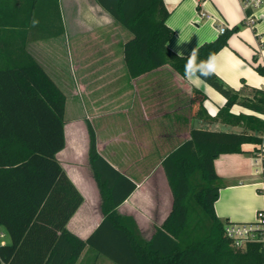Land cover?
<instances>
[{
  "label": "trees",
  "instance_id": "16d2710c",
  "mask_svg": "<svg viewBox=\"0 0 264 264\" xmlns=\"http://www.w3.org/2000/svg\"><path fill=\"white\" fill-rule=\"evenodd\" d=\"M95 1L132 35L122 46L129 77L165 65L186 76L188 55L177 56L166 47L174 33L165 25L169 12L162 0ZM39 6V0H0V227L10 241L0 245V264H77L85 248L113 264H264L263 231L237 248L224 233L229 222L214 213L223 187L214 161L224 154H243L244 144L261 145L264 135L263 120L235 116L229 109L238 105L264 115V90L243 95L214 74L197 77L226 99L215 120L243 131L192 129L189 139L162 160L172 208L151 239L141 237L132 217L116 212L135 185L98 154L89 121V160L103 219L86 240L66 229L82 197L55 157L65 144V95L26 49V28ZM242 25L198 47L199 58L216 54ZM256 71L264 75V68ZM203 98L196 99L195 118L208 121L201 111Z\"/></svg>",
  "mask_w": 264,
  "mask_h": 264
},
{
  "label": "crops",
  "instance_id": "0c3cea01",
  "mask_svg": "<svg viewBox=\"0 0 264 264\" xmlns=\"http://www.w3.org/2000/svg\"><path fill=\"white\" fill-rule=\"evenodd\" d=\"M246 1L162 0L169 12L165 25L174 33L166 47L177 56H187L217 39L221 26L230 31L243 24L214 54L218 62L214 75L243 95L251 89L264 90V75L256 71L264 68V4L247 16ZM39 4L37 22L34 18L26 28V49L35 60L43 52L49 73L36 61L61 91H70L79 110L78 116L68 122L64 119L65 144L55 156L82 197L66 229L86 240L103 219L102 198L89 160V121L98 154L135 185L116 212L132 217L141 237L148 241L172 208L162 160L189 139L192 129L234 133L243 129L215 120L226 99L197 76L182 77L165 65L129 77L122 46L132 35L95 0H39ZM36 31L43 34L36 36ZM53 53L61 54V68L54 65ZM199 96L204 97L201 111L208 121L195 118ZM229 113L264 121V115L238 105ZM241 149L243 154H224L214 161L223 183L214 213L222 222L252 223L258 211L264 210V192L259 189L264 183V135L261 145L244 144ZM0 234V245L9 244L4 229ZM98 261L99 257L85 248L77 264Z\"/></svg>",
  "mask_w": 264,
  "mask_h": 264
},
{
  "label": "built area",
  "instance_id": "2783aa9c",
  "mask_svg": "<svg viewBox=\"0 0 264 264\" xmlns=\"http://www.w3.org/2000/svg\"><path fill=\"white\" fill-rule=\"evenodd\" d=\"M264 4V0H247L245 8L254 9L259 5ZM226 31L225 26L219 28V32L223 34ZM264 192V183L260 184L259 188ZM262 230L264 233V210L258 211L253 223H234L229 222L224 225L225 236L230 239L236 247L244 244L247 241H255L258 238L257 231ZM2 237V234H0Z\"/></svg>",
  "mask_w": 264,
  "mask_h": 264
},
{
  "label": "clouds",
  "instance_id": "9594fccd",
  "mask_svg": "<svg viewBox=\"0 0 264 264\" xmlns=\"http://www.w3.org/2000/svg\"><path fill=\"white\" fill-rule=\"evenodd\" d=\"M217 68L218 62L215 55L210 54L206 59L201 60L198 51L192 50L185 64V75L209 78L217 71Z\"/></svg>",
  "mask_w": 264,
  "mask_h": 264
},
{
  "label": "rangeland",
  "instance_id": "374dc122",
  "mask_svg": "<svg viewBox=\"0 0 264 264\" xmlns=\"http://www.w3.org/2000/svg\"><path fill=\"white\" fill-rule=\"evenodd\" d=\"M37 19H38V17H36V22H37ZM43 34V32L41 31V32H39V31H36L35 32V35L37 36H39V35H42ZM33 48H29V50H30V52L31 53H33V51L34 50H32ZM32 50V51H31ZM43 53V52H42ZM42 53H40L39 52V54L41 55ZM54 54V53H53ZM38 56V55H36L35 56V58H36V60L39 62V63H41L42 65H43V67L45 68V70H47L48 71V73H49V69H51L50 68V66H49V62H48V59L46 58V56H44L43 54H42V56ZM60 55L61 54H54V55H52L53 56V58H54V65L57 63V66H60V68H61V66H62V64H61V62H62V60H60ZM61 61V62H60ZM53 65V66H54ZM56 66V65H55ZM64 76H66V78H67V75H66V73L64 72ZM59 85V84H58ZM63 92H64V94L67 96V102H66V106H65V115H64V119L68 122L71 118H74L75 116H78V114H79V110H77L76 111V109H75V105H74V103H72V100H71V97H70V91H68V89H64V90H62ZM0 230H3V229H0ZM237 248H243V244H241L239 247H237ZM98 264H113L111 261H109V260H107L106 258H104V257H99V261L97 262Z\"/></svg>",
  "mask_w": 264,
  "mask_h": 264
}]
</instances>
